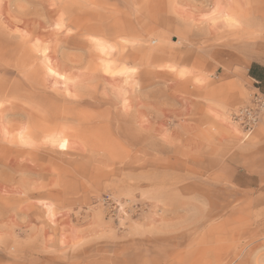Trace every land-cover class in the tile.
I'll list each match as a JSON object with an SVG mask.
<instances>
[{"label":"rangeland","instance_id":"obj_1","mask_svg":"<svg viewBox=\"0 0 264 264\" xmlns=\"http://www.w3.org/2000/svg\"><path fill=\"white\" fill-rule=\"evenodd\" d=\"M263 23L264 0H0V264H264Z\"/></svg>","mask_w":264,"mask_h":264},{"label":"snow or ice","instance_id":"obj_2","mask_svg":"<svg viewBox=\"0 0 264 264\" xmlns=\"http://www.w3.org/2000/svg\"><path fill=\"white\" fill-rule=\"evenodd\" d=\"M219 8H220V5H217L216 6V9L213 10L210 13V15L201 17V20L202 21H209L210 20L212 24H215L217 22V19H216L217 16L220 15L222 17V19L224 20V22L227 23V24L235 25L237 23L233 18H231V17H229L227 15H224L222 13H219V11H218ZM57 27H59V25H57ZM97 43H100V42L97 41ZM48 71L51 72L52 71L51 68H49ZM105 71L107 72L108 69H105ZM131 71L132 72H135V69H131ZM172 71H176V69H172ZM121 74H123V73H121ZM183 74L184 73L181 72V75H183ZM52 75H56V73L53 72ZM61 79H64V77H61ZM22 142H23V140H22ZM60 147L61 148H65L66 147V142L65 143H62L60 145Z\"/></svg>","mask_w":264,"mask_h":264},{"label":"built area","instance_id":"obj_3","mask_svg":"<svg viewBox=\"0 0 264 264\" xmlns=\"http://www.w3.org/2000/svg\"><path fill=\"white\" fill-rule=\"evenodd\" d=\"M264 110V99H258L252 107L242 111V117L247 121L249 126L257 123L260 113Z\"/></svg>","mask_w":264,"mask_h":264},{"label":"crops","instance_id":"obj_4","mask_svg":"<svg viewBox=\"0 0 264 264\" xmlns=\"http://www.w3.org/2000/svg\"><path fill=\"white\" fill-rule=\"evenodd\" d=\"M263 26H264V24H263ZM238 28H240V27H238ZM254 30L257 31L258 34H260V36H261V35L264 36V28H263L262 30H259V31H258L256 28H255ZM249 45L251 46L252 49H255V48L253 47L254 45H252V44H250V43H249ZM251 68H252V70H253V72H254V74H255L254 76H251V75L249 74V71H250ZM254 68L260 69V70H261L260 73H256V72L254 71ZM247 72H248L249 77H250L253 81H255V82H257V83L264 82V64H262V63H260V62H251V63L249 64V66H248ZM231 127H232V129H233L234 131H237V126H235V125H231Z\"/></svg>","mask_w":264,"mask_h":264},{"label":"bare ground","instance_id":"obj_5","mask_svg":"<svg viewBox=\"0 0 264 264\" xmlns=\"http://www.w3.org/2000/svg\"><path fill=\"white\" fill-rule=\"evenodd\" d=\"M227 16H229V17H231V18H233L235 21H238V22H240L241 21V19L239 18V17H237L236 15H234V14H230V15H227ZM259 24V23H258ZM264 24V23H263ZM260 25V24H259ZM262 25V24H261ZM264 28V27H263ZM259 30V29H258ZM260 30H262V29H260ZM256 32V31H255Z\"/></svg>","mask_w":264,"mask_h":264},{"label":"trees","instance_id":"obj_6","mask_svg":"<svg viewBox=\"0 0 264 264\" xmlns=\"http://www.w3.org/2000/svg\"><path fill=\"white\" fill-rule=\"evenodd\" d=\"M249 74H250L251 76H254V75H255L254 72H253V70H252V68L250 69Z\"/></svg>","mask_w":264,"mask_h":264}]
</instances>
